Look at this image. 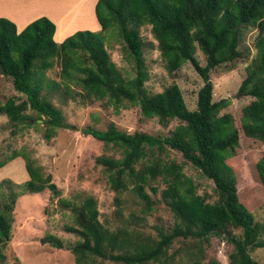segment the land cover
<instances>
[{"label": "trees", "instance_id": "obj_1", "mask_svg": "<svg viewBox=\"0 0 264 264\" xmlns=\"http://www.w3.org/2000/svg\"><path fill=\"white\" fill-rule=\"evenodd\" d=\"M95 15L100 31H78L60 44L53 40L55 25L46 17L33 21L20 33L14 23L0 18V74L10 78L13 89L25 96L19 101L8 98L0 103V116L7 118L12 135L24 128L45 127L43 138L49 141L58 129L71 127L52 103L61 92L72 101H105L116 110L124 102L137 104L144 118H156L164 127L178 121L170 136L164 138L142 132L130 134L113 123L106 130H81L83 135L121 153L118 159L104 155L95 159L105 171L109 187L117 194L130 191L143 204L141 212L147 215L153 209L147 190L156 194L153 183H160L161 197L174 217V225L169 231L155 227L157 239L127 227L111 231L99 221L96 201L86 198L76 211L77 227H66L67 232L80 238L70 248L75 264H99L97 259L114 264H175L177 256L185 258L180 260L184 264H220L204 260V247L212 236L223 237L233 246L229 264H258L250 251L264 248V225L255 222L239 202L236 178L226 163L236 154L239 131L230 114H220L229 100L212 101L210 72L241 58L242 31L257 30L255 56L238 89L239 94L252 98L242 110L240 126L245 137L264 144V0H98ZM142 21L153 25L171 70L190 62L202 79L195 110L187 108L177 86L155 95L146 94L147 73L137 29ZM112 26L119 30L134 64V77L128 80L111 63L104 47L101 34ZM197 48L205 57L204 66L195 58ZM55 62L61 67L59 81L46 76ZM166 149L179 152L213 183L215 201L208 202L197 193L181 165L160 157ZM8 151L0 152V169L21 158L29 178L19 184L9 179L0 181V264H8L5 251L12 239L17 199L45 190L59 194L51 175H46L27 152ZM255 170L264 188V155ZM115 202L120 207L119 197ZM62 203L71 206L64 200ZM236 229L241 230L239 237L233 235ZM178 239L184 242L183 247L168 254ZM41 242L59 245L51 235Z\"/></svg>", "mask_w": 264, "mask_h": 264}, {"label": "rangeland", "instance_id": "obj_2", "mask_svg": "<svg viewBox=\"0 0 264 264\" xmlns=\"http://www.w3.org/2000/svg\"><path fill=\"white\" fill-rule=\"evenodd\" d=\"M137 29L147 73L144 84L146 94L155 95L171 86H177L187 108L195 110L197 92L203 82L190 62H185L175 70H171L159 48L153 25L142 21L137 25ZM256 34L255 28L244 29L239 46L242 57L211 71L210 80L213 84L212 101L229 100L228 107L220 114H230L239 131V146L236 154L226 162L236 178L239 202L253 215L255 222L264 225V188L255 170L257 161L264 155V144L243 135L240 126L242 110L252 98L238 93L246 77V67L255 56ZM101 35L111 63L125 79L134 77L133 61L124 47L117 27L112 26ZM195 58L201 66L206 64L205 57L198 48ZM60 69V64L55 62L54 67L46 72V76L59 81ZM8 98L19 101L25 99V96L13 89L10 78L0 74V103H4ZM52 103L61 110L65 123L71 127L58 129L55 137L49 141L43 138L45 127L24 128L15 136L12 135L10 132L12 127L7 118L0 116V152L7 148L8 152L24 150L46 175H51L52 182L59 190L57 196L45 190L39 194H25L17 199L13 214L12 239L5 251L7 263L16 264L17 259L20 264H75L70 248L80 238L76 234L67 232L66 227H77L76 211L86 198H93L96 201L99 221L111 231L127 227L153 239H157L155 227L169 231L174 225V217L161 197L163 186L160 183H153L157 188L156 194L147 190L153 201V209L151 213L144 215L141 212L143 204L130 191L122 194L114 192L109 187L105 171L95 163V159L102 155L118 159L121 157L120 151L83 135L81 130L85 127L106 130L113 123L117 129L130 134L142 132L164 138L170 136L179 122L173 120L164 127L156 118H144L139 106L128 102H124L116 110L105 101L82 103L72 101L60 92L55 95ZM159 155L164 161H174L181 165L183 173L193 180L200 196H205L208 202L217 199L213 183L186 162L179 152L166 149ZM28 178L21 158L13 160L0 169V181L9 179L19 184L27 181ZM116 197L121 200L120 207L115 202ZM62 200L69 202L71 206L66 207ZM133 215L136 218L132 217ZM232 232L237 237L241 235L240 229ZM48 235L55 237L59 245L42 243L41 240ZM183 245L184 242L175 240L168 254H173ZM204 250L205 262L216 260L220 264H229L233 246L223 237L212 236ZM250 255L258 264H264V248L250 251ZM178 257L175 264H184L180 260L183 261L185 258ZM97 262L114 264L100 259H97Z\"/></svg>", "mask_w": 264, "mask_h": 264}, {"label": "crops", "instance_id": "obj_3", "mask_svg": "<svg viewBox=\"0 0 264 264\" xmlns=\"http://www.w3.org/2000/svg\"><path fill=\"white\" fill-rule=\"evenodd\" d=\"M97 1L0 0V18L14 23L20 33L33 21L46 17L55 25L53 40L60 44L78 31H100L101 27L95 15Z\"/></svg>", "mask_w": 264, "mask_h": 264}, {"label": "water", "instance_id": "obj_4", "mask_svg": "<svg viewBox=\"0 0 264 264\" xmlns=\"http://www.w3.org/2000/svg\"><path fill=\"white\" fill-rule=\"evenodd\" d=\"M36 122H37L38 124H41V123H42V121H40V120H37Z\"/></svg>", "mask_w": 264, "mask_h": 264}]
</instances>
